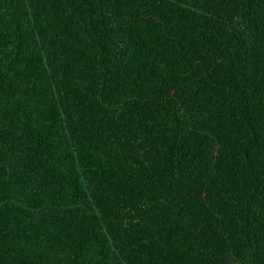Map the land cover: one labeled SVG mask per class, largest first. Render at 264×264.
Wrapping results in <instances>:
<instances>
[{
	"label": "trees",
	"instance_id": "trees-1",
	"mask_svg": "<svg viewBox=\"0 0 264 264\" xmlns=\"http://www.w3.org/2000/svg\"><path fill=\"white\" fill-rule=\"evenodd\" d=\"M0 264H264V0H0Z\"/></svg>",
	"mask_w": 264,
	"mask_h": 264
}]
</instances>
